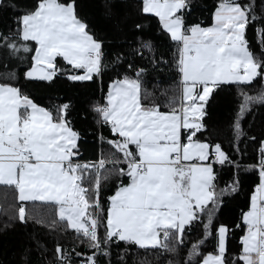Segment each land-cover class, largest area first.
<instances>
[{
    "label": "snow or ice",
    "instance_id": "1",
    "mask_svg": "<svg viewBox=\"0 0 264 264\" xmlns=\"http://www.w3.org/2000/svg\"><path fill=\"white\" fill-rule=\"evenodd\" d=\"M4 3L0 0V9ZM256 6V0H217L212 23L205 27L187 22L192 0H140V14L157 18L177 45L180 94L162 111L142 87L146 69L128 63L133 74L112 80L103 102L92 106L114 137L107 141L113 151L96 162L79 159L81 135L69 120L70 102L46 108L21 87L0 83V186L13 189L20 223L29 220V203L51 206L56 219L50 226L64 222L89 250L68 252L57 244L61 264H73V254L79 264H101L100 257H108L109 246L119 242L174 253L196 226L202 236L191 244L185 264H264V140L258 162L247 169L258 172L259 183L235 225L244 234L240 253L230 262L233 228L216 223V214L223 197L239 191L240 181L234 176L218 187L216 165L235 162L221 144L199 138L207 130L206 108L216 89L258 80L264 89V47L257 53L247 39L248 29L259 24L258 44L264 45V11L258 15ZM10 8L15 9L13 27L9 36L0 32V42L11 54H31L24 80L51 85L60 75L72 82L102 76L103 42L79 17L76 0H31L24 10L16 3ZM134 27L142 31L145 26L137 22ZM152 48L151 40H141L136 52L142 57L141 49ZM58 58L68 67H58ZM116 59L121 62L122 55ZM241 95L239 119L251 103H264V91ZM239 119L237 138L243 134ZM112 175L127 177L128 183L121 180L105 210L102 187ZM209 242H214L212 251L205 253Z\"/></svg>",
    "mask_w": 264,
    "mask_h": 264
},
{
    "label": "trees",
    "instance_id": "2",
    "mask_svg": "<svg viewBox=\"0 0 264 264\" xmlns=\"http://www.w3.org/2000/svg\"><path fill=\"white\" fill-rule=\"evenodd\" d=\"M217 0H192L191 14L186 17L189 24L201 23L210 26L212 12ZM247 2V0H243ZM256 12L261 14L263 5L256 0ZM16 3L24 10L31 0H5L0 9V32L9 36L13 27L15 9L10 6ZM79 17L85 21L95 38L103 42L104 72L100 78L89 82H72L65 75L57 77L51 85L44 82H30L23 79V73L30 67V53L19 52L11 54L0 42V83H8L21 87L35 102L46 108H54L59 104L70 102L72 108L69 120L72 127L81 135L80 157L82 162H96L108 156L113 150L107 143L114 137L107 125L99 122L98 115L92 111V106L102 103L112 80L125 74L132 75L127 68L132 63L135 68L146 69L142 77V87L149 95V100L159 104L162 111H168L170 102L180 94V74L176 70L177 45L160 29L155 17H145L140 14V0H76ZM144 24V29L138 31L134 25ZM261 25L257 24L255 28ZM255 28L250 27L247 39L250 47L259 53L258 36ZM141 40H151L152 51L141 49L143 56L137 54ZM122 55L121 62L117 56ZM153 60L158 63H153ZM58 67L67 68L65 62L58 58ZM261 91V82L253 85H222L213 92L207 105V116L204 123L206 131L199 135L201 140L212 144L219 143L232 157L235 165L221 167L216 165L218 187L231 182L234 176L239 177V191L223 197V204L216 214V223H226L233 232L228 243V259L240 253V237L244 234L242 228H235L240 223L241 213L249 208L250 197L258 184L257 171L247 170L259 160V143L264 140V103L253 102L243 118H238V112L243 102L242 92L256 96ZM239 119L242 135L237 138L235 123ZM255 137V140L252 139ZM239 147V153L236 146ZM238 165V167L236 166ZM111 168V165H108ZM128 182L127 177L115 175L103 183L101 201L104 209L108 206V197L114 194L119 183ZM18 201L13 189L0 186V264H61L56 259L57 244L70 252L89 253L81 245L72 230L65 229L64 223L58 222L51 227V221L56 219L55 209L40 204L27 205L29 220L26 224L15 218ZM43 221L37 223L36 221ZM103 234V228H101ZM202 236V227L196 226L185 237V245L179 246L174 253L162 252L158 249H142L124 242L111 244L110 255L100 257L101 264H185L191 244ZM214 242L204 245L203 252L212 251ZM90 254V253H89ZM73 264H79L74 254ZM199 259V258H197Z\"/></svg>",
    "mask_w": 264,
    "mask_h": 264
},
{
    "label": "crops",
    "instance_id": "3",
    "mask_svg": "<svg viewBox=\"0 0 264 264\" xmlns=\"http://www.w3.org/2000/svg\"><path fill=\"white\" fill-rule=\"evenodd\" d=\"M263 11H264V5H263ZM128 183V182H127ZM258 183H259V181H258ZM116 191V190H115ZM115 191H114V193H115ZM17 201V200H16ZM62 223H64V222H62Z\"/></svg>",
    "mask_w": 264,
    "mask_h": 264
}]
</instances>
